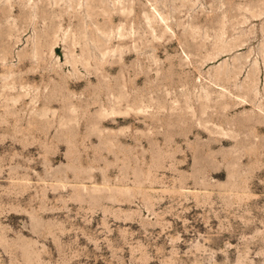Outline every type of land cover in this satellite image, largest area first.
<instances>
[{"label": "rangeland", "instance_id": "1", "mask_svg": "<svg viewBox=\"0 0 264 264\" xmlns=\"http://www.w3.org/2000/svg\"><path fill=\"white\" fill-rule=\"evenodd\" d=\"M0 264H264V0H0Z\"/></svg>", "mask_w": 264, "mask_h": 264}]
</instances>
